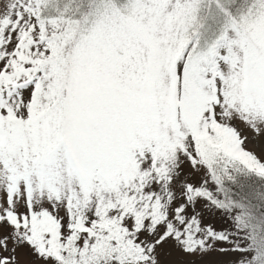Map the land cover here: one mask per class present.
I'll use <instances>...</instances> for the list:
<instances>
[{"label":"snow or ice","instance_id":"snow-or-ice-1","mask_svg":"<svg viewBox=\"0 0 264 264\" xmlns=\"http://www.w3.org/2000/svg\"><path fill=\"white\" fill-rule=\"evenodd\" d=\"M0 264H264V0H0Z\"/></svg>","mask_w":264,"mask_h":264}]
</instances>
